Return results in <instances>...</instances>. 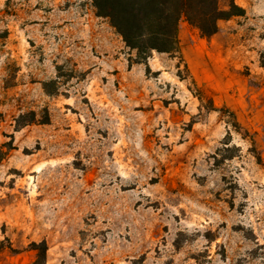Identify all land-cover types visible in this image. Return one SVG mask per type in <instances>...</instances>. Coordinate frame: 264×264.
Masks as SVG:
<instances>
[{
	"label": "rangeland",
	"instance_id": "1",
	"mask_svg": "<svg viewBox=\"0 0 264 264\" xmlns=\"http://www.w3.org/2000/svg\"><path fill=\"white\" fill-rule=\"evenodd\" d=\"M235 2L145 55L93 0H0V264H264V0Z\"/></svg>",
	"mask_w": 264,
	"mask_h": 264
},
{
	"label": "trees",
	"instance_id": "2",
	"mask_svg": "<svg viewBox=\"0 0 264 264\" xmlns=\"http://www.w3.org/2000/svg\"><path fill=\"white\" fill-rule=\"evenodd\" d=\"M100 16L110 18L125 43L139 54L156 50L179 53V24L185 20L202 38L219 31V22L239 15L235 0H93ZM221 1L226 3L221 7ZM11 249L8 239L0 241V252ZM47 245L42 243L40 258L45 260Z\"/></svg>",
	"mask_w": 264,
	"mask_h": 264
}]
</instances>
